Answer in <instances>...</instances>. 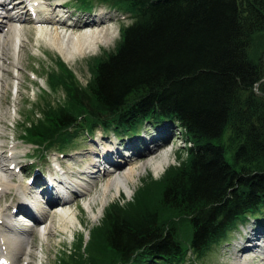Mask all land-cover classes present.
I'll list each match as a JSON object with an SVG mask.
<instances>
[{"label": "trees", "instance_id": "obj_1", "mask_svg": "<svg viewBox=\"0 0 264 264\" xmlns=\"http://www.w3.org/2000/svg\"><path fill=\"white\" fill-rule=\"evenodd\" d=\"M98 1L132 23L93 60L85 87L71 72L49 80L66 103L47 105L23 138L64 149L80 129L132 138L145 125L176 127L186 160L143 181L124 207L111 205L75 250L88 264L200 260L237 224L264 217V0Z\"/></svg>", "mask_w": 264, "mask_h": 264}, {"label": "rangeland", "instance_id": "obj_2", "mask_svg": "<svg viewBox=\"0 0 264 264\" xmlns=\"http://www.w3.org/2000/svg\"><path fill=\"white\" fill-rule=\"evenodd\" d=\"M43 1L52 5L59 2L66 3V6L71 9L70 14L72 19L76 20L75 22L82 20L84 17H93L92 20L95 22L104 19V27L111 28L113 31V39L107 44L100 45L98 48L96 47L93 53L88 54L86 58L76 57L75 61L72 60L66 62L63 57H61L62 61H64L67 66L71 67V70L74 71L76 77L81 83V86L85 87L91 79L90 67L94 63L93 60L103 56L105 53L111 52L115 48L119 41L120 30L132 23L130 15L118 11L111 3H103L98 0H88L90 5L84 4L83 0ZM81 6H91L92 9L89 12L78 9ZM23 9L28 14L27 18H32L28 9L26 7H23ZM0 12H2V10H0ZM51 17L57 18L54 14H52ZM19 26L20 30H24L29 27V24L27 22H23L22 24H19ZM58 30L62 31V28ZM34 31L36 30L34 29ZM261 41L264 43V37ZM20 44L28 45L29 47L26 54L20 52L21 56L19 55ZM46 44L44 41L37 42L34 33L31 41H29L26 36L22 35L21 42L17 44L15 52L10 59V61L16 65V69L9 67V59H3L0 61V67L7 70L10 74L9 77H6L4 73H0V99L5 101V104L2 103L0 105V112L6 115L5 119H3L0 123V154H6L11 146H16V157L19 166H17L14 170L16 176L12 178V181L15 184L18 185L21 182L30 183L33 180V184H35L34 186L37 188V182L39 181V179L37 181V176H40L37 171L41 169V176L43 177H39L40 183L38 184V187L42 190L46 185L45 178L48 176L49 171H52V162H54V160L57 159L59 161H63V166L65 168V165H72V162L69 160L70 157H72L71 161L82 159L84 163L91 162L92 155H90V150L92 147L95 149L97 146H104L107 149L108 144L106 142H113V147L117 149L118 153L121 152L122 155H124L123 153L126 151V160L130 163L133 161H139V164L142 163L144 157L139 158L138 156L143 155L147 151H152L149 154L151 157H156L164 152L169 153L171 163L165 169L178 166L186 160L187 145L184 142L182 135H180L177 131L176 127L171 131L166 129L168 130L167 133L162 134L161 132L164 131L163 129L165 128H152L150 125H145L142 128L140 135L131 139L127 136L119 137L113 131L106 133L104 131L97 130L92 134H86V132L81 131L80 129L71 141L70 145L65 147L63 150H59L58 147L44 150V148L37 147V144L27 142L26 139L23 138L24 130L28 127H34L31 126L32 123L42 118L40 108L31 110L30 106L32 103L35 104L34 102L36 101L39 102L45 97L48 98V96L44 93V91H47L45 83L46 73L54 70L56 64L55 60L58 54L55 49ZM262 60L264 63V56H262ZM54 97L55 96H51V98H49L54 99ZM59 97L60 96L57 98ZM50 105L54 107L53 104L50 103ZM226 138L227 135L224 139ZM94 144H96V146H94ZM96 149L98 150L99 148ZM102 154L101 156H103ZM106 155L107 157L116 156L114 153L112 155V152H107ZM97 158L98 157H94V159ZM128 165L129 163H124V161H122V169L128 167ZM19 168H21L20 171H18ZM82 168L83 167L80 169ZM73 169L75 168L73 167ZM95 170H97V167ZM163 172L160 175L155 176L149 169L139 170L140 175L139 177H136L135 184L131 186L133 192L131 195L124 194L122 191H120L119 195H117L112 191V196L107 199L102 208L101 206H98V204L93 206L95 213L99 210L96 219H92L88 213L77 209L76 215L80 226L76 222L74 223L73 231L71 230L72 233L71 231H66L62 235L55 234L50 250L47 253H43L41 247L45 248L48 240L45 237L38 238L37 224L30 228L25 226L24 224L31 223L30 219L25 216L20 217L19 220H21V223H18L15 219L16 216L19 215V212L16 211V213L12 214L11 217L13 224H16L20 230H26V233L29 236V241L36 245V248L33 249V251L30 249V246L26 247V253H34V259H31L32 263L64 264L70 261L72 257L76 259V261H79L77 264H88L89 262H92L91 259H83L82 256H79L77 250H75V242L78 241L82 235V240L85 243L87 241L89 230L102 225L105 212L111 205L119 203V205L124 207L132 200L134 192L141 185H143V181L148 180L150 176L153 178L150 177L149 180L151 178L157 180L162 176ZM149 174L150 176L147 178L146 176ZM98 175L99 177L103 176V174ZM42 178L45 179V183H43ZM16 198H18V196H16V190L14 188L7 190L4 195L0 197V209H3L5 212L11 214L13 209L6 211V208L8 209L11 204L13 205ZM69 200V205H72L78 200V198L76 197ZM39 205L42 209H46L45 206L41 204ZM34 210L37 214V205ZM56 211L57 209L55 212ZM169 217L173 218V216ZM185 219H179L178 217L176 219L180 225L179 234L184 242L190 240V228L187 226ZM260 220H262V222L249 218L246 223L237 224L235 228L228 232L226 237L221 242L211 246L202 259L196 260L193 256L188 255L186 261L182 264H232V262H235V259L240 258L241 254L245 255L244 250L246 252L249 250L247 247L256 245H259L260 249H255L253 251L257 250L261 252L262 250L264 253V217L263 219L260 218ZM40 223L41 225H48V220H43ZM258 232L259 234H257ZM80 249H82V245ZM87 255L92 257V251L90 249L87 250ZM247 256L249 259L248 264H262L260 259L264 257V255L257 256L252 253H248ZM107 257L108 258L106 260L111 261L112 264H120L118 261H115L113 256ZM27 260H29V258H27Z\"/></svg>", "mask_w": 264, "mask_h": 264}, {"label": "bare ground", "instance_id": "obj_3", "mask_svg": "<svg viewBox=\"0 0 264 264\" xmlns=\"http://www.w3.org/2000/svg\"><path fill=\"white\" fill-rule=\"evenodd\" d=\"M26 1L27 0H16L12 3V0H0V5L3 7L5 5H11L12 3V10H14L13 12L12 10L6 12V16H2V14L5 13L0 12V61L9 59V67L16 69V65L10 61L16 46L21 42L22 35L26 36V38L31 41L33 33L36 36L37 42L44 41L45 44L47 43L46 45L58 52L54 70L46 73L45 83L47 91H44V93L48 98L45 97L39 102H34L35 104L32 103L30 106L31 110L40 108L43 114V111L50 103L54 106L66 103V97L61 85L51 87L49 80L51 78H63L69 72L76 76L74 71L71 70V67L67 66V64L62 61L61 57H63L66 62L75 61L76 57L86 58L88 54L93 53L96 47L98 48L100 45L109 43L113 39V31L111 28L104 27V19L98 22L83 19L73 23V25H66L63 21L54 20L50 16L52 15L51 9L53 7L51 8V5L43 0L29 1L30 5H32V9H34L36 13L44 14V17L42 18L41 16L39 18L28 19V14L23 9L24 2ZM23 22H27L29 27L20 30L19 24ZM60 28H62V31L58 30ZM34 29L36 31H34ZM19 48V53L22 52L26 54L29 47L28 45L20 44ZM19 55L21 56V53ZM1 72L4 73L6 77L10 76L7 70L0 67V73ZM51 96H55L54 99H50ZM58 96L60 97L57 98ZM2 103L5 104V101L0 99V105ZM5 117L6 115L0 112V123ZM106 143L108 144L107 149L104 146H97L96 148H99L98 150L92 147L93 150H90V155H92L91 162L84 163L82 159L71 161L72 157H70L69 160L72 162V165H65L66 168L63 166V161L58 160V162H55L56 165L58 164V168L52 162V171H49L48 176L45 178L46 180L42 178L46 181V185L44 184L45 188L42 190L38 187V182L37 188L34 186L33 180L30 183H22L20 180L21 183L18 185L12 181V178L16 176L14 170L19 166L16 157L17 148L15 145L11 146L6 154H0V197L11 188L16 190V196H18L14 204H11L8 209L6 208V211L14 209L25 217H33L35 215L32 219L35 221L38 218L35 221L37 225L43 220H48V225H40L44 226L37 232L38 238L45 237L48 240L46 247H41L43 253H47L50 250L55 234L62 235L66 231H73V226L76 222L80 226L76 215L77 209L88 213L92 219H96L99 210L95 213L93 206L98 204V206L102 208L107 199L112 196L113 192L119 195L120 191H122L124 194L131 195L133 193L131 186L135 184L136 177H139V170L149 169L155 176H158L165 171V168L171 163L169 153L164 152L156 157H151L149 154L152 151H147L143 155L138 156L139 158L144 157L142 163L139 164V161L130 163L127 162L125 156L122 155L121 152L118 153L117 149L113 147V142ZM94 146H96V144H94ZM107 152H112V155L114 153L116 156L107 157ZM101 154L103 156H101ZM94 157L98 158L94 159ZM122 161H124V163H129L128 167L122 169ZM108 162L112 167V171L106 170L103 176L99 177L98 174H101L100 168L94 177L89 175L92 169L95 170L98 166L102 167L103 163ZM73 167L75 169H73ZM81 167L83 168L80 169ZM20 170L21 168H19V171ZM23 171L26 172L25 170ZM149 176L150 174L146 177L148 178ZM39 177L41 176H37V181L40 179ZM76 177L78 179L77 183L80 184L78 188L74 186ZM66 185H71L73 188L70 189ZM79 190H82L84 193L81 194ZM137 190L134 192V195ZM64 191H71L72 194H75L74 198L77 197L78 200L74 204L69 205L68 200L65 201V198L62 197ZM77 192L79 195H76ZM40 198L45 199L47 205L45 210H42V207L39 205ZM36 205L37 214L34 210ZM56 209L57 211L55 212ZM12 214L13 213L10 214L0 209V262L1 264H33L31 259H34V253H26V247L30 246V249L33 251L36 245L29 241L26 230H20L16 224H13L11 220ZM25 225L31 226L32 224ZM95 228L89 230L87 241L85 242L86 244L84 243L85 245H87L89 237ZM257 234H259V232ZM80 241H82V235L74 245L77 246ZM256 246L247 247L249 250H247V252L244 250L245 255L241 254L240 258L235 259V262H232V264H248V253L256 254L257 256L264 255L262 250L261 252L257 250L253 251L255 249H260L259 246ZM27 258H29V260H27ZM260 261L264 264V257L261 258Z\"/></svg>", "mask_w": 264, "mask_h": 264}]
</instances>
